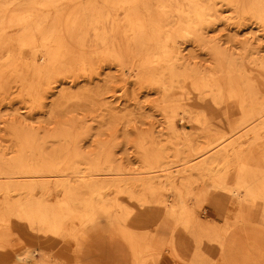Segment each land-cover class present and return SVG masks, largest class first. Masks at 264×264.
Returning a JSON list of instances; mask_svg holds the SVG:
<instances>
[{"label":"bare ground","instance_id":"obj_1","mask_svg":"<svg viewBox=\"0 0 264 264\" xmlns=\"http://www.w3.org/2000/svg\"><path fill=\"white\" fill-rule=\"evenodd\" d=\"M226 13L230 20L251 17L264 30V0H0V101L10 100L8 105L14 96L24 103V116L45 114L55 124L43 130L26 121L6 123L10 144L0 150V249L18 220L44 237L70 241L78 255L86 227L114 233L128 244L133 264H159L158 240L140 238L124 227L131 213L108 192L126 194L145 206L168 186L176 192V204L168 208L167 217L185 228L195 225L200 241L206 236L219 244L228 260L223 264L261 256L264 234L251 227L254 208L260 204L264 210V49L245 47L248 71L244 57L239 60L207 41L210 25ZM180 40L182 45L195 41L209 48L216 56L215 68L192 69L182 50H176ZM105 65L125 73L135 70L138 82L163 91L164 98L183 92L164 107L168 127L176 134L178 113L210 131L212 123L190 109L196 106L194 92L210 89L215 103L226 106L229 141L218 135L198 148L194 138L182 132L187 152L179 153L182 164L174 170L165 151L154 150V134L148 135L138 144L141 176L127 177L110 145L93 139L92 150H86L89 131L78 118L101 111L98 138L116 119L106 103V94L113 90L110 79L103 87L92 86ZM235 107L240 118L233 123ZM244 129V135H252L246 146L237 138ZM194 174L211 182L198 194L192 189ZM52 184L62 191L58 198ZM211 191L227 197L214 198L213 204L222 221L234 223L232 230L205 225L189 203L193 195L202 203ZM14 261L63 264L38 258L36 251L17 254ZM109 261L131 264L128 250L113 245Z\"/></svg>","mask_w":264,"mask_h":264},{"label":"rangeland","instance_id":"obj_2","mask_svg":"<svg viewBox=\"0 0 264 264\" xmlns=\"http://www.w3.org/2000/svg\"><path fill=\"white\" fill-rule=\"evenodd\" d=\"M227 15L226 13L224 19L222 17L221 21L210 25L207 41H210L213 45L220 46L226 53L232 54L239 60L244 57V67L249 71L251 66L248 56L245 55V47L250 44L253 47L264 49V30L251 17L246 16L241 20H230L227 19ZM252 34L261 35L262 37L260 38L263 39H251ZM176 47H178L177 51L182 50L181 53L190 62L192 69L208 72L215 68L216 56L209 48L203 47L195 41L182 45L181 40ZM135 74L136 71L133 69L125 73V71L115 66L108 67L105 65L100 69V75L93 80L92 86L103 87L106 81L110 79L113 90L106 94V103L107 105L109 104L108 107L114 110L113 113L116 119L113 121L112 126L105 130L103 136L98 138L102 112L96 111L93 115L78 117L82 123V129L89 131L86 137L87 151L92 150V142L100 139L110 145L117 163L122 164L126 168L127 175H129L127 177H132L141 176L139 173L142 171L141 152L138 144L140 138L148 135L154 134L155 139H150L153 141L154 150L163 149L169 157L168 160L171 161L174 170H176V167L180 168L182 164V160L179 157L181 154L179 153L187 152L185 144L188 143V140L181 134L182 132L190 134V138H194L195 147L198 148L205 147L209 139H214L218 135H224V139L229 141L231 130L226 117V106L224 103H215L213 92L210 89L203 87L201 92L195 91L192 102L196 106L190 108L193 112L201 113L200 115L205 116L208 122L212 123L209 128L210 131L206 132L194 119L183 115V113L181 115L178 113L174 117L176 127L179 130V134H176L168 127L167 114L164 107L167 104H172L176 98L181 97L183 92L174 91L164 98L163 91L138 82ZM12 98L13 100L8 105H6V102L10 100L0 101V150L10 144V136L5 129L8 122L15 120L18 122L26 121V124L36 128L42 127L43 130H50L55 126V124H50L48 116L45 114L27 118L23 114L24 103L14 96ZM231 118L233 123L240 118L237 107H235ZM246 130H242L237 136L239 143L243 146H246L252 140V135H244ZM149 143L147 146L151 144ZM193 177L192 189L195 194L201 193L204 188L209 187L211 184L207 176L202 177L200 179L202 181L198 180L196 174ZM174 179L177 183L181 181L176 173L174 174ZM229 183H232L231 179H229ZM51 189L57 195L56 198L62 194L61 189L54 184L51 185ZM108 196L110 199L124 205L130 211V218L124 227L140 238L149 240L153 237L158 240V249L161 250L159 264H223L228 262L219 249V244L206 236L202 237V241H200L197 236L198 228L195 225L185 228L182 225H176L172 219L167 217L168 208L176 204V192L170 187L162 188L159 192L158 199L165 200V204L157 202L159 201L158 199H154L142 206L135 199H131L128 195L114 190L108 192ZM214 198L226 200L227 197L222 193L211 191L202 203L196 200L195 195L191 197L189 203L205 225L217 224L222 228L230 227L232 230L235 227L232 221H222L219 218L213 204ZM224 207L226 211L229 208L227 204H224ZM252 215L254 218L251 229L254 227L257 231L264 234L263 207L260 204L257 205L252 211ZM150 217L153 219L152 221H150ZM17 221H14L16 222L14 228L5 240V247L0 249V264H15L14 257L17 254H25L32 251H36L38 258L44 256L49 261L60 260L63 264H109V253L112 245L118 251L122 248L128 250V256L131 264H133L128 244L114 233L95 232L86 227L80 233L81 237L85 235L86 239L84 240L81 253L78 255L75 252L76 245L70 241L52 234L44 237L41 232L30 231L25 226V222L21 221L24 224L22 225ZM36 234L40 237H37ZM261 251V256L257 258L252 254L251 258L238 259L234 260V262L240 264H264V250Z\"/></svg>","mask_w":264,"mask_h":264}]
</instances>
